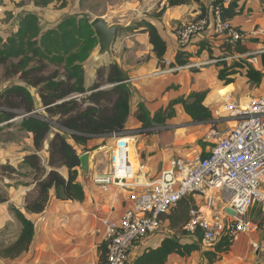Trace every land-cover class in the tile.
<instances>
[{
  "label": "crops",
  "instance_id": "crops-1",
  "mask_svg": "<svg viewBox=\"0 0 264 264\" xmlns=\"http://www.w3.org/2000/svg\"><path fill=\"white\" fill-rule=\"evenodd\" d=\"M61 1L53 0L46 7H35L31 0H0V36L5 38L16 32L19 21L25 13L34 14L38 18L41 33L56 28L66 17H83L78 12L81 0H65L66 6L59 8ZM213 1L216 0H201L204 12V17L202 18H206L209 21H212L216 16V12L211 7ZM227 4L228 2L224 3L223 6L225 7ZM238 7V15L229 21L233 27L244 33H251L258 28L264 29V0H240ZM114 8L123 15L132 16L136 12L141 15L142 19L152 24L167 46L163 60L169 59L171 63L174 62L176 55L179 53L175 44V28L200 18L201 14L200 6L197 3L170 8L167 0H123L122 2H115L114 6L111 7L113 10L111 13L116 16L118 12ZM162 9H164V12L161 17L149 16L150 12H155V10L159 12ZM99 17L109 22L108 16L100 15ZM128 20H131V24L132 18L127 19L125 22ZM161 32L166 33L164 36L166 39L161 36ZM115 41L112 47L113 54L118 59L121 69L127 74L129 78L127 84L132 90V97L129 102L130 112L138 104H143L153 114L165 109L172 100L187 97L194 92H203L205 93L203 105L210 110L214 125L226 128L228 123H232L229 120L225 122L228 117L215 115V112L219 114L222 108V104H220L222 97L231 94L234 99L244 105L249 99L264 94V55L257 58L255 65L243 60L261 75L259 84L254 85L249 82L245 76V71L242 69L229 77L232 80L230 84H225L223 81L218 80L217 75L221 68L214 64H207L199 70H182L175 74L153 77V73L160 66L152 53V47L148 43L146 34L134 30V34L124 35L118 43L117 51ZM263 44L264 39L250 38L241 44L229 45L221 37H216L207 30L193 37L190 44L181 51V54L183 59H186V63H199L224 56V52L229 53L226 54L228 56L238 54L244 57ZM201 46L204 47L202 50ZM124 49L126 52L121 55ZM96 51L97 49L93 50L83 65L85 88L96 82V71L103 66L99 62L101 59H95ZM226 63L229 64L230 62ZM16 85L24 86L31 94L34 102L36 104L39 103L36 89L28 87L21 81L16 83ZM174 110L175 117L165 121L160 134L153 132V134L147 135V130L145 133H141L139 131L141 128L140 122L131 115L125 123V132L121 134L122 136L136 133L135 137H132L135 140L134 146H132L134 150L132 163L135 165L144 164L145 174L148 179L155 176L161 168L165 167L175 151L174 147H176L177 151L181 149L179 146L183 147L186 144L185 141L181 140V131L184 128L179 127L183 123H177L176 120L179 114L186 120H189V118L183 115L180 106H175ZM211 125L207 124V126ZM23 133L27 137L25 144L10 143L8 145H11V147L7 148L9 152L5 154L0 149V165L9 164V166L19 172V167L23 166L24 157L35 152L31 135L26 132ZM110 138H94L89 140L85 147L71 142L73 147L80 151V154H83L84 148H90L94 144ZM49 140L50 138L43 145L45 152L48 150ZM23 146L26 151H24ZM210 148L211 146H207L203 151L200 150L199 152L205 157L209 153ZM88 153L89 159L86 173H82L80 167L78 169V181L84 192L83 201L80 203L60 201L51 195L44 212L41 214H25L34 225V236L29 249L12 260L0 258V264H104L105 259H101L99 253V247L104 240L102 221L104 219L118 221L123 212L131 207V203L127 199L130 190L114 187L109 188L106 192L98 190L93 185L92 178L97 174H106L109 171V151L106 153L105 160L103 155L97 152V149H91ZM21 171L24 174L30 170L28 167H24ZM12 177L15 178L14 175ZM9 181L19 180L0 176V193L5 194L7 199L6 203L0 204V234L6 233L2 241L6 245L15 241L21 230L20 224L9 210L10 207L22 209L25 197L28 194H33L35 189V185L32 184L29 178H26L24 185H20L17 188L7 187ZM171 212L165 216L164 225L160 233L131 248L127 264H133L138 256L155 249L165 238L176 237L181 244H191L196 241L195 234H182L170 228L168 217ZM256 212L260 211L258 207L254 206L249 210L246 217L258 229L248 234L237 235L226 254L218 255L215 260L209 262L202 255L204 251L214 252V248L211 249L209 247L206 250L201 249L199 252H193L187 258L171 254L165 264H264V221L261 227L262 223L260 221L262 219L260 221L257 219ZM259 226L262 230H259ZM198 232L200 233V231ZM252 245H256L257 250L253 249Z\"/></svg>",
  "mask_w": 264,
  "mask_h": 264
},
{
  "label": "trees",
  "instance_id": "trees-1",
  "mask_svg": "<svg viewBox=\"0 0 264 264\" xmlns=\"http://www.w3.org/2000/svg\"><path fill=\"white\" fill-rule=\"evenodd\" d=\"M35 7H46L53 0H31ZM240 0H228L223 6L222 0L212 2L213 11L217 10L222 21H230L238 15ZM197 3L200 6V18L204 17L201 0H167L168 7H177ZM62 0L59 8H64ZM86 17L69 16L64 18L56 28L41 33L38 18L31 13L22 15L17 31L9 36H0V69L5 76H16L19 81L32 89H36L39 103L36 104L29 91L20 85H11L0 92V131L18 122L19 131L31 135L35 153L24 157L23 165L29 168L24 175L9 165L0 166L5 177L33 178L34 194L27 195L22 209L10 207V212L20 224L21 230L15 241L0 246V258L15 259L28 251L34 236V225L25 214H41L47 207L51 195L60 201L80 203L84 192L78 181L80 167V151L72 147L63 131L68 133L70 140L84 146L94 138H109L125 132V123L131 115L141 124L147 135L153 134L155 128L163 127L165 121L175 117V106H180L183 115L198 125H214L210 110L203 105L205 93L194 92L187 97H180L169 102L168 106L153 114L143 104H138L130 112L129 102L132 97L127 74L116 63L107 69L96 71V82L90 87L84 86L85 61L97 46V39ZM126 31L136 30L146 34L152 53L161 66L167 51L166 43L158 34L157 29L145 20L136 23V28L127 27ZM204 47L201 46V50ZM229 53H223V55ZM224 55V56H225ZM228 56V55H226ZM186 59L179 52L172 66H183ZM218 80L230 84V76L239 70L254 85L259 84L261 75L255 72L243 60L230 61L218 65ZM99 79V80H98ZM106 88H103V87ZM74 95H82L73 98ZM41 110L42 113H38ZM20 114L25 117L17 120ZM52 125L55 126L52 137L48 141V160L42 165L39 153L48 136ZM50 168L47 172L46 168ZM64 168L66 176L57 169ZM4 171H8L5 173ZM6 196H0V204L6 203ZM190 197L182 198L169 215L171 229L183 232L189 220V213L194 208ZM196 241L181 244L176 237L165 238L153 250L138 256L133 264H165L171 254L187 258L193 252L201 250V234L195 231ZM231 231H226L214 247V252L204 251L203 257L212 262L221 254H226L233 241ZM101 259H105V246L99 247Z\"/></svg>",
  "mask_w": 264,
  "mask_h": 264
},
{
  "label": "built area",
  "instance_id": "built-area-1",
  "mask_svg": "<svg viewBox=\"0 0 264 264\" xmlns=\"http://www.w3.org/2000/svg\"><path fill=\"white\" fill-rule=\"evenodd\" d=\"M228 0H222V4ZM209 21L197 18L174 30L175 44L181 53L193 37L209 30L226 44L237 45L250 38L264 39V29L251 33L241 32L229 21H222L218 11ZM264 55V44L246 54L221 56L206 62H191L172 66L169 59L162 61L153 77L175 74L182 70L204 67L235 60H245L251 65ZM82 95H74L80 98ZM223 112L232 121V127L208 135L215 140L209 153H184L177 150L165 167L147 178L145 165H135L129 160V136L113 135L109 149V171L93 176V185L101 192L109 188L129 189L131 207L118 221L104 219V264H127L131 248L162 231L165 216L182 198L190 197L194 208L183 227L184 233H201V244L208 248L216 245L226 231L233 238L239 234L256 231L257 226L247 213L256 206L264 221V94L251 98L242 106L231 94L222 99ZM219 111V110H218ZM218 115V112H215ZM220 115V114H219ZM142 178V179H141ZM257 250L256 245H252Z\"/></svg>",
  "mask_w": 264,
  "mask_h": 264
},
{
  "label": "rangeland",
  "instance_id": "rangeland-1",
  "mask_svg": "<svg viewBox=\"0 0 264 264\" xmlns=\"http://www.w3.org/2000/svg\"><path fill=\"white\" fill-rule=\"evenodd\" d=\"M120 1L122 2L123 0H81L78 12L81 16L88 17L90 20L95 18V17H99L100 15H106L109 17L108 20L110 23H119V22L122 23V22H125L127 19L132 18V22H131L129 27L132 29H135L136 23H138L141 20H144V19H142L141 15L137 14L136 12H135V15H132V16L123 15L122 13H120L119 10H117L115 8H114V10H116L118 12V13H116V16H113V13H111V12H113L111 7L114 6L115 2H120ZM159 4H160V2H159ZM156 11L157 10H155V12H150L149 16L150 17L152 16L155 18L161 17L163 15L164 9L160 10L159 12H156ZM127 34H130V35L134 34V30H132V31H125L124 30V31H120L117 34V40L115 41L116 51L118 50L119 41L122 39V37L124 35H127ZM160 34L162 37H164L166 35V33H164V32H161ZM164 38L166 39V37H164ZM96 49H97V46L94 49V51ZM125 52H126V50L124 49L122 51L121 55L124 54ZM99 62L102 63V65H103L102 68H104V69H107V67L112 63L111 60L107 57L101 59ZM189 63H191V62H189ZM219 64H215V65H219ZM18 82H19V80L16 76L7 77V76H5V72L2 69H0V92H2L4 90V88H6L8 86L16 85V83H18ZM103 88H106V87L104 86ZM222 99H221L220 104H222V101H223ZM221 107H222V105H221ZM219 112H220L219 113L220 117L226 118L227 112H225V111L223 112V108H221ZM38 113H42V111L38 110ZM218 115H216V116H218ZM177 117H178V119L176 120L177 123H180V124L183 123L179 127L184 128L183 131H181V134H182L181 140L183 142L185 141L186 144L183 147L179 146V148H181L180 150L183 151L184 153H193V152L200 153L199 152L200 150L203 151L207 146H209V147L212 146L211 143L215 140V137L213 139H208V135L211 133V131L222 132V131L226 130L228 127H232V125H233V123H228L226 128L218 127V125H214V126L213 125H211V126L193 125L192 122H190L189 120L182 118V116L180 114ZM18 119H21L20 115L17 117V120ZM226 120L231 121L229 118H226L225 122H226ZM54 128H55V126L52 125L51 133L48 136V139L52 137V132H53ZM162 130H163V128L160 127V128L155 129L153 132L160 134V133H162ZM139 131H141V133L146 132V130H142V129H140ZM63 135L66 137L69 144L73 147V144H72V142L68 136V133L63 131ZM135 135H136V133H131V134H128L125 136H129L132 138V137H135ZM26 138H27L26 134L23 133V131H19L18 122H16L15 125L8 127V128H3V130L0 131V149H2L4 151V154H5L6 152H9L7 150V148L11 147V145H8V144H10V143H15V144L23 143V144H25ZM134 141L135 140L133 138H132V141H130L131 148H132V146H134ZM167 142H169V141H167ZM112 144H113V140L111 137L109 140H105V141L103 140L101 142H98V143L94 144V146H91L90 148H84L83 153H87L91 149L92 150L97 149V152L101 153L100 155H103V159L105 160V157L107 156L106 153L109 151ZM23 149H24V151H26V148L24 146H23ZM174 150L176 151V147H174ZM185 150H188V151H185ZM37 155L40 156L39 159H40L42 165H46L47 160H48V156H49L48 150L45 152V149L42 148V150L39 153H37ZM133 156H134V154H133ZM3 165H9V164H2L0 166H3ZM24 167H27V166L23 165V166L19 167V173L22 172L21 170L24 169ZM49 170H50V168L47 167L46 171L48 172ZM57 171L61 175L65 176L64 168L57 169ZM4 172L8 173V171H4ZM25 173H27V172H25ZM0 176H4V174H2L1 171H0ZM26 178H29L30 181L32 182V184H34L33 178L31 176H28V177H17V176H15V178H14V177H12V175H10V176H8V179L19 180V181H9V183L7 184V187L17 188L20 185H24V181H26ZM33 194H28V195H33ZM0 196H5V194L0 193ZM26 197H25V199H26ZM255 214L257 215V219L260 221V219H262L260 212H256ZM260 222L262 223L263 220H261ZM262 225H263V223L261 224V227H262ZM261 227L259 226V230H262ZM5 234L6 233L0 234V246L6 245L5 243L2 242L3 236ZM214 247H215V245L210 246L211 249H213ZM201 249L206 250L207 248L202 245ZM208 249H209V247H208Z\"/></svg>",
  "mask_w": 264,
  "mask_h": 264
},
{
  "label": "water",
  "instance_id": "water-1",
  "mask_svg": "<svg viewBox=\"0 0 264 264\" xmlns=\"http://www.w3.org/2000/svg\"><path fill=\"white\" fill-rule=\"evenodd\" d=\"M131 20L125 23L110 24L107 20L101 17H95L90 21V25L97 39V51L95 59L109 58L112 63L118 64V59L113 54V43L118 32L125 30ZM119 65V64H118ZM25 114H20V117H25ZM89 153H83L79 157L80 169L82 173H86L88 166Z\"/></svg>",
  "mask_w": 264,
  "mask_h": 264
},
{
  "label": "bare ground",
  "instance_id": "bare-ground-1",
  "mask_svg": "<svg viewBox=\"0 0 264 264\" xmlns=\"http://www.w3.org/2000/svg\"><path fill=\"white\" fill-rule=\"evenodd\" d=\"M226 96V95H225ZM224 96V97H225ZM223 98V97H222ZM246 105V103L244 104V105H242V106H245ZM130 141H132V139H130ZM134 152V150H133V148H130V153H129V160L130 161H132V159H133V153Z\"/></svg>",
  "mask_w": 264,
  "mask_h": 264
}]
</instances>
